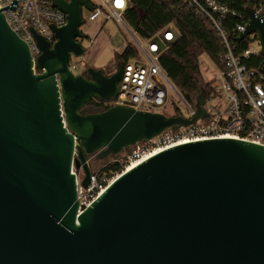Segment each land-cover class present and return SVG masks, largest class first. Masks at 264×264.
Wrapping results in <instances>:
<instances>
[{"label": "water", "instance_id": "1", "mask_svg": "<svg viewBox=\"0 0 264 264\" xmlns=\"http://www.w3.org/2000/svg\"><path fill=\"white\" fill-rule=\"evenodd\" d=\"M66 24H49L51 45L29 28L40 54L9 27L0 9V264H264V147L233 139L174 146L127 169L81 214L75 175L89 184L87 158L116 157L164 131L205 116L112 106L92 100L119 91L123 63L106 75L81 59L83 10L91 0H49ZM235 42L255 34L264 64V20L246 8ZM260 64V66L262 65ZM259 66V68H260Z\"/></svg>", "mask_w": 264, "mask_h": 264}, {"label": "built area", "instance_id": "2", "mask_svg": "<svg viewBox=\"0 0 264 264\" xmlns=\"http://www.w3.org/2000/svg\"><path fill=\"white\" fill-rule=\"evenodd\" d=\"M17 1L14 12L5 9L3 13L12 31L27 44L31 57L35 61L40 51L29 28L34 29L52 45L55 40L49 24H54L57 28L64 26L66 16L53 9L49 0ZM99 1V5L93 4L92 12H87V16L83 18L84 23H92L102 18L104 21H114L127 31L123 16L129 5L128 0ZM244 1V10L250 8L264 20V0ZM10 2L11 0H0V9L9 6ZM187 2L198 14L209 20L223 46V52L218 57L217 64L213 63L217 74L209 85V91H206L203 105L205 116L189 127L168 129L151 141L131 147L132 150L127 151L118 161L124 166V171L130 169L132 164L137 165L161 151L174 147L183 139H195L193 142L233 139L264 147V64L261 62L262 65H259V68V66L246 67L242 63L244 60L248 61L250 56L260 54L256 35L251 34L241 40H249L247 48L240 53L235 52V39L247 24L244 11L240 15L236 10L219 4L215 0H187ZM223 17H238L241 20V23L237 24L233 30L234 41H230L220 27L219 20ZM128 34L138 51V57L123 64L118 94L110 101H103V106H125L136 111L191 119L196 112L195 99L193 102L184 100L158 62L161 52L176 37L172 24L161 29L149 40L139 39L138 41L129 32ZM69 69L74 74L85 70L80 69L72 61ZM212 96L220 99L219 107L209 104ZM173 98H176L178 103H175ZM167 110H172L174 114H166ZM93 158V156L87 158L90 177L86 188L81 187L83 180L81 169L76 171L72 168L76 182L78 214L88 208L118 176L113 171L101 172L102 167L93 170L91 168Z\"/></svg>", "mask_w": 264, "mask_h": 264}, {"label": "trees", "instance_id": "3", "mask_svg": "<svg viewBox=\"0 0 264 264\" xmlns=\"http://www.w3.org/2000/svg\"><path fill=\"white\" fill-rule=\"evenodd\" d=\"M215 1L236 10L240 15L243 14L244 0ZM128 4L123 16L124 21L141 40L151 39L161 29L172 24L176 37L161 52L158 62L182 98L193 102L201 88L208 92L210 83L203 84V81L195 75L199 68V59L207 56L217 64L218 57L223 52L221 39L209 20L198 14L187 0H128ZM239 23L241 20L238 17H223L219 20L220 27L230 41H234L233 30ZM84 39L89 40L87 36H84ZM248 41L234 43L235 52L240 53L245 50ZM137 57L136 47L127 42L123 51L116 55L115 60L124 64ZM261 62L260 54L250 56L248 61H242L246 67H258ZM91 104L97 107L98 111L109 108L103 106V101L99 100H92ZM127 151L128 149L123 153ZM118 161L116 159L104 164L100 171L104 173L113 171L117 175L120 174L124 171V166Z\"/></svg>", "mask_w": 264, "mask_h": 264}, {"label": "rangeland", "instance_id": "4", "mask_svg": "<svg viewBox=\"0 0 264 264\" xmlns=\"http://www.w3.org/2000/svg\"><path fill=\"white\" fill-rule=\"evenodd\" d=\"M91 3L94 5H99L100 1L99 0H91ZM83 18H85L87 16V12L85 10H83ZM113 23H115L114 21H112V26L111 28L112 31L110 30V33L108 30H101L99 34L92 32V28L94 27V24H87L84 23L83 26L81 27V31L82 33H84L85 35H87L89 38H91V41L88 42V40H84L83 41V46H85V49L87 51V53H90V51H92L93 47H90L92 44V41L94 40L95 36L97 38L96 40V46L94 47L95 49V59H96V63L100 66H103V64H106L109 61V57L111 56V46L115 45V42L117 40H120V38L122 39L123 42H128V43H132V38L129 36L128 32L133 35L134 38H136V40L139 41V37L136 35V33L132 30V28H130L124 21L125 27L127 29V31L122 27L119 26L118 24L114 25ZM109 28V29H111ZM119 29V30H118ZM117 30V32H116ZM93 34V35H92ZM114 35L117 40L114 39ZM120 37V38H119ZM252 48V47H251ZM82 59V58H81ZM81 59H72L73 63H76L80 69L84 68L86 69L88 66L83 63V61ZM115 69L113 71H111V73L109 75H111L112 73H114ZM217 74V70L213 64V62L207 57V56H202L199 59V68L198 71L195 73V75L200 78L203 81V84L206 83H212L215 76ZM173 100L175 101V103H178V100L176 98H173ZM212 104L216 107L220 106V99L212 96L209 100V104ZM166 114H174V112L172 110H167L165 112ZM126 153V152H125ZM125 153H121L120 155L116 156V157H110L107 158L104 162H97L96 160H92L91 161V168L93 170H97L100 167H103L104 164L111 162L112 160H120L121 158H123V155Z\"/></svg>", "mask_w": 264, "mask_h": 264}, {"label": "crops", "instance_id": "5", "mask_svg": "<svg viewBox=\"0 0 264 264\" xmlns=\"http://www.w3.org/2000/svg\"><path fill=\"white\" fill-rule=\"evenodd\" d=\"M94 23H96V24H94ZM87 24H94V27L92 28L93 34L96 33V32H97V34H99L101 30H108L109 33H110V30L112 31V29H113V28H111L112 21H104V20H102V18H98L94 22L87 23ZM113 24L115 25L116 23H113ZM109 28H111V29H109ZM116 32H117V30H116ZM83 35L87 36L84 33H83ZM96 36H95V38L92 41V44L90 46V47H93L92 51H90V53H87V51H86L85 55L83 56V58L81 60L88 67H92L94 69H101L106 75H109L111 73V71H113L115 69V64H116L115 57H116V55L120 54L123 51V49L126 46V42H123L120 37H119L120 40H117V38L114 35H112V36H114V39L117 40L115 42V45L111 46V56L112 57H109V61L106 64H103V66H100V65H98L96 63V59H95V49H94V47L96 46V43H95L96 40H97ZM84 40H86V39H84ZM89 41H91V38H89L88 42ZM84 48H85V46H84Z\"/></svg>", "mask_w": 264, "mask_h": 264}, {"label": "bare ground", "instance_id": "6", "mask_svg": "<svg viewBox=\"0 0 264 264\" xmlns=\"http://www.w3.org/2000/svg\"><path fill=\"white\" fill-rule=\"evenodd\" d=\"M193 141H195V139H183L178 144H176L175 146L182 145V144H185V143H190V142H193ZM135 165L136 164H132L131 167H134Z\"/></svg>", "mask_w": 264, "mask_h": 264}, {"label": "flooded vegetation", "instance_id": "7", "mask_svg": "<svg viewBox=\"0 0 264 264\" xmlns=\"http://www.w3.org/2000/svg\"><path fill=\"white\" fill-rule=\"evenodd\" d=\"M93 102H94V101H93ZM91 103H92V102H91ZM93 104H94V103H93ZM91 105H92V104H91ZM94 105H95V104H94ZM93 108L95 109L94 111H98V110H97V107L93 106ZM130 150H132V149H130V148H129V150H128V151H130ZM93 160H96V159H95V158H93ZM105 160H106V159H105ZM96 161H97V162H99L98 160H96Z\"/></svg>", "mask_w": 264, "mask_h": 264}]
</instances>
